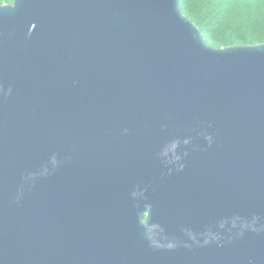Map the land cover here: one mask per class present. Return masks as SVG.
Instances as JSON below:
<instances>
[{"label": "water", "instance_id": "water-1", "mask_svg": "<svg viewBox=\"0 0 264 264\" xmlns=\"http://www.w3.org/2000/svg\"><path fill=\"white\" fill-rule=\"evenodd\" d=\"M0 264H264V43L180 0L0 5Z\"/></svg>", "mask_w": 264, "mask_h": 264}, {"label": "trees", "instance_id": "trees-1", "mask_svg": "<svg viewBox=\"0 0 264 264\" xmlns=\"http://www.w3.org/2000/svg\"><path fill=\"white\" fill-rule=\"evenodd\" d=\"M180 10L212 47L264 43V0H180Z\"/></svg>", "mask_w": 264, "mask_h": 264}, {"label": "clouds", "instance_id": "clouds-1", "mask_svg": "<svg viewBox=\"0 0 264 264\" xmlns=\"http://www.w3.org/2000/svg\"><path fill=\"white\" fill-rule=\"evenodd\" d=\"M8 2H11V0H8Z\"/></svg>", "mask_w": 264, "mask_h": 264}]
</instances>
